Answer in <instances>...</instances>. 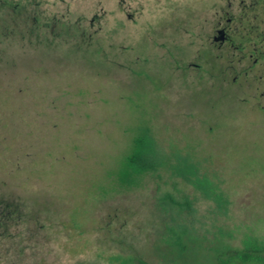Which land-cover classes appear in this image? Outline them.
I'll use <instances>...</instances> for the list:
<instances>
[{
	"label": "rangeland",
	"instance_id": "rangeland-1",
	"mask_svg": "<svg viewBox=\"0 0 264 264\" xmlns=\"http://www.w3.org/2000/svg\"><path fill=\"white\" fill-rule=\"evenodd\" d=\"M213 13L0 0V264H214L264 243V73L213 55ZM146 125L160 165L121 187Z\"/></svg>",
	"mask_w": 264,
	"mask_h": 264
},
{
	"label": "flooded vegetation",
	"instance_id": "flooded-vegetation-1",
	"mask_svg": "<svg viewBox=\"0 0 264 264\" xmlns=\"http://www.w3.org/2000/svg\"><path fill=\"white\" fill-rule=\"evenodd\" d=\"M211 1L214 10L210 20L213 34L206 38L216 49L217 54L213 51V55L220 58L218 51L225 48L227 50L222 52L221 57L228 53L225 56L232 60L235 55L239 61L251 59V65L242 73L246 74L254 65L261 64V77L264 73V0H227L226 9L216 7L215 0ZM197 18L201 22L206 20L201 12Z\"/></svg>",
	"mask_w": 264,
	"mask_h": 264
},
{
	"label": "trees",
	"instance_id": "trees-1",
	"mask_svg": "<svg viewBox=\"0 0 264 264\" xmlns=\"http://www.w3.org/2000/svg\"><path fill=\"white\" fill-rule=\"evenodd\" d=\"M159 165L160 158L150 129L147 125L139 126L113 180L121 187H133L139 184L144 175L156 171ZM133 264L148 263L136 259ZM214 264H264V243L246 240L241 248L218 254Z\"/></svg>",
	"mask_w": 264,
	"mask_h": 264
}]
</instances>
